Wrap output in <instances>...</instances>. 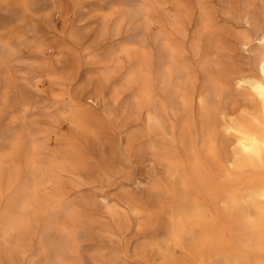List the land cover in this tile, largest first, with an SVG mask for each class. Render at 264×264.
I'll list each match as a JSON object with an SVG mask.
<instances>
[{"label": "rangeland", "instance_id": "1", "mask_svg": "<svg viewBox=\"0 0 264 264\" xmlns=\"http://www.w3.org/2000/svg\"><path fill=\"white\" fill-rule=\"evenodd\" d=\"M0 264H264V0H0Z\"/></svg>", "mask_w": 264, "mask_h": 264}]
</instances>
